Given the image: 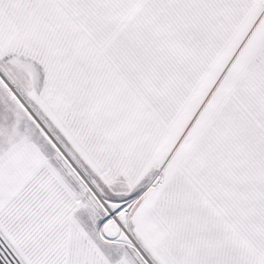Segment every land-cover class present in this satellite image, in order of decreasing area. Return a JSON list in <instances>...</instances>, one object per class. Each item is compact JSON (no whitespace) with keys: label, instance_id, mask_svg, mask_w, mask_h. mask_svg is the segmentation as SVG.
Here are the masks:
<instances>
[{"label":"snow or ice","instance_id":"snow-or-ice-1","mask_svg":"<svg viewBox=\"0 0 264 264\" xmlns=\"http://www.w3.org/2000/svg\"><path fill=\"white\" fill-rule=\"evenodd\" d=\"M0 264H264V0H0Z\"/></svg>","mask_w":264,"mask_h":264}]
</instances>
